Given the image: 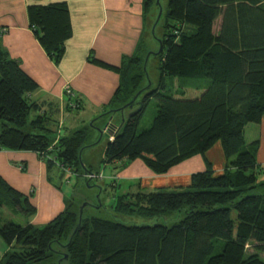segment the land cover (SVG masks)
<instances>
[{
  "label": "trees",
  "instance_id": "trees-1",
  "mask_svg": "<svg viewBox=\"0 0 264 264\" xmlns=\"http://www.w3.org/2000/svg\"><path fill=\"white\" fill-rule=\"evenodd\" d=\"M143 5L145 13L156 8L158 16L156 0H143ZM68 15L65 3L27 9L29 28L55 64L71 36ZM156 19L152 24L162 29V50L153 54L158 63L154 88L144 89L149 59L145 70L144 61L151 52L143 37L118 67L89 59L119 75L108 118L119 116L121 107L144 89L139 106L123 111L131 114L108 139L102 163L122 171L139 160L156 176L200 156L205 169L191 174L184 187L138 186L118 194L115 213L157 219L139 226L85 215L88 204L75 192L64 198L63 211L42 226L6 221L1 217L5 209L26 218L36 210L29 203L33 191L26 196L0 177V238L9 247L0 264H264V167L256 161L258 142L245 139L246 126L264 120V0H168ZM170 78L197 82L173 85ZM188 89L199 94L187 98ZM36 90L20 62L0 46V149L36 154L49 171H58L60 182L63 166L81 184L91 181L90 175L101 176L81 162L92 138L89 125L64 134L58 132L59 123L50 128L49 113L30 99ZM152 99L156 115L139 130ZM68 101L67 108L80 110L76 96ZM216 144L226 161L221 172L206 158Z\"/></svg>",
  "mask_w": 264,
  "mask_h": 264
},
{
  "label": "crops",
  "instance_id": "crops-1",
  "mask_svg": "<svg viewBox=\"0 0 264 264\" xmlns=\"http://www.w3.org/2000/svg\"><path fill=\"white\" fill-rule=\"evenodd\" d=\"M55 3L66 4L71 27V36L65 41L64 54L58 64L47 56L37 41L27 17L29 6ZM155 13L156 8L144 12L143 0H0V46L11 58L20 62L22 70L38 85V90L30 95V99L49 113L55 122L54 129L59 123L62 129L58 127V132L69 133L78 129L79 123L85 126L97 118L95 120L104 122L107 119L109 124L119 117L114 113L113 117H106L112 110L108 104L119 85V75L91 63L89 59L93 57L118 67L123 57L134 53L142 37L144 40L147 25L152 22ZM66 89L72 91L71 97L65 94ZM73 96L80 102L79 111L67 108V101ZM74 111V117L66 118ZM124 113L114 131L123 122ZM69 119L73 123L65 126ZM248 130L252 131L251 134ZM98 134L93 129L91 137ZM103 134L111 138L110 133ZM245 139L247 143L258 142L256 161L264 167V120L258 125L246 126ZM206 158L216 172H221L226 164L218 144L206 153ZM141 163L139 160L131 162L120 172L118 181H125L129 187L133 180L149 174L142 171L138 165ZM204 169L203 159L194 156L170 169L169 173L163 175L165 178L153 174L151 179L156 182L151 186L170 187L174 184L175 187H184L188 185L191 174ZM57 174L55 169L49 171L45 162L34 153L0 149V177L26 196L33 191L29 203L36 212L31 217H24V225L42 226L63 211L64 194L60 192L62 186L58 184ZM180 179L185 182L179 184ZM52 181L54 185H59V189L53 187ZM162 181L167 182L160 184ZM147 187L149 183H141L142 189ZM8 249L0 238V260Z\"/></svg>",
  "mask_w": 264,
  "mask_h": 264
},
{
  "label": "rangeland",
  "instance_id": "rangeland-1",
  "mask_svg": "<svg viewBox=\"0 0 264 264\" xmlns=\"http://www.w3.org/2000/svg\"><path fill=\"white\" fill-rule=\"evenodd\" d=\"M167 2L168 0H159V7L161 8L162 14L165 13L166 9H167ZM154 18L152 19V22L150 24L147 25V32L144 34V42H145V47L146 50H149L148 52H151L149 57H148V64L146 67V72H147V78L150 82V86L148 89H150V87L152 86V88L155 87L156 82H157V77H158V71H157V61L155 60L154 55L158 54V50H159V46H158V39L160 38V36L162 35V29H160V27H155L153 23V21H155L157 14L155 13V15L153 16ZM219 22H220V18L217 19V21L214 23V27H213V31L214 33L218 32V28H219ZM161 53V52H160ZM159 53V54H160ZM148 54V53H147ZM146 54V55H147ZM154 54V55H153ZM172 79V84L173 85H177L179 82L180 83H185L186 82V86L191 87V85L196 84L195 82H197L194 79H174V78H170ZM180 80V81H179ZM166 85H167V90L170 84V82L166 79ZM193 83V84H192ZM148 84V83H147ZM144 87V89L147 87ZM143 89V90H144ZM142 90V91H143ZM186 96L187 98H193L196 97L199 92H196L194 89H188L187 91L185 90ZM137 98L135 99V101H130L127 105H125L124 107H121V109L119 110V117H115L111 122H109V124L107 123V119H105L104 121H99L95 120L97 118H95L91 123H88L91 132H93V128L99 132V134L96 137H92L89 140L86 141V145L90 146L87 147L86 149H84L81 153V162L82 165L85 167H89L93 173H101V176L98 177H93V175L89 176L91 179V181H87L86 183H82L81 184V178L78 179V177L74 176V174H70V170L69 168L63 166L65 171H61V177H63L62 181H58V184L62 186V188L60 189V192H62L64 194V198H68L69 196H71L74 192H75V196L76 198H78V200H84V203H87L88 206H86L84 214L87 216H95V217H99V218H105L108 220H113V221H118L121 222L123 224L126 225H153L156 223L157 219H144L142 217H138V216H129V215H120L118 213H115L114 210L112 209V205L114 202L115 197L118 194H122V193H126L128 191V189L130 188L131 191H135L136 187H141V183L144 185L145 183L148 185L149 183V187L144 188V190H153L156 189V187H152L151 185L156 182L154 179H151L152 177H154L153 173L148 170L143 163H141L142 165L138 164L140 166V168H142V171H146V175H142L137 181L133 180L131 183V185L128 187L126 186L127 183L123 180H119L118 181V175H120L121 171H118L117 168H115L114 165H105L102 163V157H103V151L104 148L106 146V143L108 141V135L107 134H103L104 132H108L111 133V136L113 134L112 130H115V126L116 124H118V122L121 121L120 116H122V112L124 110H132L135 108L136 105V101ZM76 111H74L73 113H71L70 115H67L66 118H71L75 116ZM128 113L125 111L124 113V117L126 118L128 116ZM109 114H106V117ZM116 115V114H115ZM156 115V103L155 101L152 99L149 101L148 106L144 112V115L139 123V130L147 128L151 125V122L153 120V118ZM32 116V115H31ZM113 117V114L111 115ZM110 116V118H111ZM53 122V121H52ZM51 122L50 124V128H53V123ZM73 123L72 121L66 120L65 122V126H69V124ZM93 123L92 126H90ZM83 124L79 123V127H82ZM87 125V123H86ZM251 128V127H250ZM89 129V130H90ZM108 129V130H107ZM249 134H251V130H248ZM248 134V136H249ZM249 137H252L251 135ZM251 139H249L250 141ZM250 144V143H248ZM141 162V161H139ZM136 167V166H135ZM176 167V166H175ZM170 171V170H169ZM83 172V170H79L78 173ZM72 173V172H71ZM137 175H139V171L137 170ZM169 173V172H168ZM158 177H160L162 179V177H164L163 175H156ZM165 178V177H164ZM53 179L54 176H53ZM88 179V178H87ZM109 180H112L111 182H117V184L119 185L118 188H112V184L110 182L109 185ZM144 180V182H143ZM161 181V180H160ZM182 179H180L179 184L184 183L185 181H183ZM167 181H162L160 184L165 183ZM55 185H57V183H55ZM58 186V185H57ZM173 187H175L174 184L170 185V187H166L168 189H173ZM102 188V189H100ZM157 188H163V187H157ZM63 198V201H64ZM81 202H79L80 204ZM64 204V203H63ZM10 210L5 209L3 212V214H1L6 221H13L17 224L20 225H24L25 223V218L22 215H15L12 213H6ZM173 218V216H172ZM159 221H161L160 219H158ZM249 252H251V249H248ZM260 257L263 259L264 261V255L260 254Z\"/></svg>",
  "mask_w": 264,
  "mask_h": 264
},
{
  "label": "water",
  "instance_id": "water-1",
  "mask_svg": "<svg viewBox=\"0 0 264 264\" xmlns=\"http://www.w3.org/2000/svg\"><path fill=\"white\" fill-rule=\"evenodd\" d=\"M156 4H159V3H158V0H156ZM161 12H162V11H161V8L159 7V12H158V16H157L156 22L159 20L160 15H161ZM158 43H159V50H158V54H159V53L161 52V50H162V46H161L160 41H158ZM149 55H150V53H148V54L145 56V61H144V67H143V70H145L146 62H147V60H148ZM149 86H150V82H149V80H148V84H147V87L145 88V90L148 89ZM141 92H142V90L139 91V92L133 97L132 101H135V99L138 98V96L141 94ZM136 104H137V106H139V102L136 103ZM136 110H137V109H136ZM136 110H134V112H135ZM130 114H131V113H130ZM130 114H129V115H130ZM129 115H128V116H129ZM124 120H125V119H123L122 121H124Z\"/></svg>",
  "mask_w": 264,
  "mask_h": 264
},
{
  "label": "built area",
  "instance_id": "built-area-1",
  "mask_svg": "<svg viewBox=\"0 0 264 264\" xmlns=\"http://www.w3.org/2000/svg\"><path fill=\"white\" fill-rule=\"evenodd\" d=\"M65 94L68 95V96H70V97L73 95L72 92L70 90H68V89L65 90ZM70 106L73 108L74 107V102H71L70 103ZM112 132L113 133L115 132L114 129L112 130Z\"/></svg>",
  "mask_w": 264,
  "mask_h": 264
}]
</instances>
